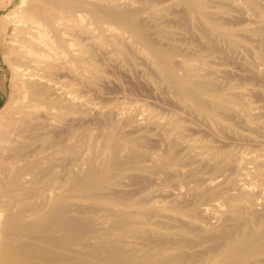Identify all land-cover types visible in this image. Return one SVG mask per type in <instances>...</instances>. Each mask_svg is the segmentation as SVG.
Returning <instances> with one entry per match:
<instances>
[{"label": "bare ground", "instance_id": "1", "mask_svg": "<svg viewBox=\"0 0 264 264\" xmlns=\"http://www.w3.org/2000/svg\"><path fill=\"white\" fill-rule=\"evenodd\" d=\"M22 1L0 264H264V0Z\"/></svg>", "mask_w": 264, "mask_h": 264}, {"label": "rangeland", "instance_id": "2", "mask_svg": "<svg viewBox=\"0 0 264 264\" xmlns=\"http://www.w3.org/2000/svg\"><path fill=\"white\" fill-rule=\"evenodd\" d=\"M4 1H5L6 5H5ZM23 4H25V2H23L22 0H2L0 2V112L2 111L1 109L4 107L3 108L4 111H2L1 113L6 112V109L10 108V105L13 103V98L16 96V94L14 93L15 92V87H14L15 85L13 84L14 80H13V76H12V71H11L10 66H9L11 57L8 55V51H9L7 48L8 46H7V44H5L6 43L5 40H6L7 33L9 30V26H10V24L8 23L9 21L7 20L6 14L9 12V10L11 12L13 7L14 8H16L17 6H21V7L23 6L24 7ZM17 9L20 10L21 8H17ZM9 57H10V59H9ZM111 73H112V76L114 74V76L112 78H115V77H117V75H120L119 79H118V77L116 78L117 81L120 80L118 82L119 86H114V87H111L109 89V94L111 96H113V94L111 92H113L114 95L118 94V96H123V94L124 95L126 94L125 96H129V95H131V97L135 96V98L139 99L140 101L144 100L143 98H145V99H148V100H146L147 102L157 101L160 106L170 107V104H169L167 98H165V96L162 93H160L159 91L155 92L156 90H153L151 87L148 88L147 84H145L142 77L137 76L138 82H137V80H135L133 82L134 83V85H133V83H131V78L128 79V77L122 75L123 74L122 71H119L118 74H117V72H114V73L110 72V75H111ZM137 83H138V85H137ZM122 85L124 86V88H121V87H123ZM145 86H147V87H145ZM120 89H122L123 91H121ZM125 90L127 93H125ZM128 90L131 93H128L129 92ZM116 91L119 93H121V92H123V93H121L119 95V93H116ZM158 95L161 97H159ZM140 97H142V99H140ZM5 107H6V109H5ZM129 187H132V186L130 185Z\"/></svg>", "mask_w": 264, "mask_h": 264}]
</instances>
